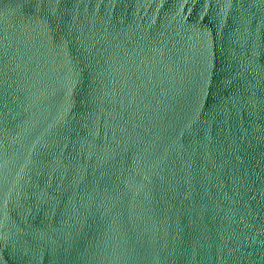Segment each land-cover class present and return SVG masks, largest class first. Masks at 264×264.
I'll return each instance as SVG.
<instances>
[{
    "label": "water",
    "instance_id": "1",
    "mask_svg": "<svg viewBox=\"0 0 264 264\" xmlns=\"http://www.w3.org/2000/svg\"><path fill=\"white\" fill-rule=\"evenodd\" d=\"M0 264H264V0H0Z\"/></svg>",
    "mask_w": 264,
    "mask_h": 264
}]
</instances>
